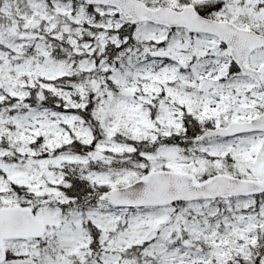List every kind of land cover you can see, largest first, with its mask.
<instances>
[{
    "label": "snow or ice",
    "instance_id": "obj_1",
    "mask_svg": "<svg viewBox=\"0 0 264 264\" xmlns=\"http://www.w3.org/2000/svg\"><path fill=\"white\" fill-rule=\"evenodd\" d=\"M0 264H264V0H0Z\"/></svg>",
    "mask_w": 264,
    "mask_h": 264
}]
</instances>
